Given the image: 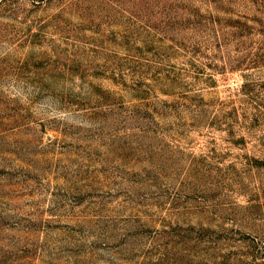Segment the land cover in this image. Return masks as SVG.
Returning <instances> with one entry per match:
<instances>
[{"label": "rangeland", "instance_id": "rangeland-1", "mask_svg": "<svg viewBox=\"0 0 264 264\" xmlns=\"http://www.w3.org/2000/svg\"><path fill=\"white\" fill-rule=\"evenodd\" d=\"M0 264H264V0H0Z\"/></svg>", "mask_w": 264, "mask_h": 264}]
</instances>
